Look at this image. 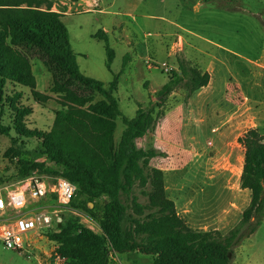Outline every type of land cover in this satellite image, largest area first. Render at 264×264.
Here are the masks:
<instances>
[{
	"label": "rangeland",
	"instance_id": "rangeland-1",
	"mask_svg": "<svg viewBox=\"0 0 264 264\" xmlns=\"http://www.w3.org/2000/svg\"><path fill=\"white\" fill-rule=\"evenodd\" d=\"M89 1L93 6L85 5L74 15L63 14L66 6L57 9L64 15L78 72L105 87L117 75L113 95L121 117L116 121L115 143L125 130L124 119L134 118L138 108H143L146 132L136 146L164 154L149 166L163 171L167 197L177 206L178 215L194 230L227 234L250 200V192L240 189L234 176L235 167L231 166L232 173L227 171L228 156L247 130L256 128L264 136V0ZM49 4L45 2L42 8ZM101 8L109 13L97 10ZM85 10L96 11L75 14ZM105 28L114 51L110 70L104 43L93 37ZM128 42L136 44L135 54L129 53ZM19 49L30 61L36 91L50 99L39 103L29 89L6 85L0 98V125L8 131L0 134V190L19 187L33 175L48 183L65 179L63 170L45 157L36 159V168L27 175L19 172L21 164L36 157L40 135L51 130L55 113L63 109L62 98L51 93V87H66V78L54 66L46 67L37 50ZM179 63L206 71L208 87L190 94L182 82L171 93L159 95L172 73L178 72ZM71 89L79 91L76 86ZM26 110L31 114L26 115ZM105 173V169L96 172L98 181ZM137 200L147 204L143 197ZM106 202V198L77 196L62 206L49 196L31 205L24 212L34 209L38 216L49 215L51 225L27 235L22 252L6 250L0 242V264H63L56 244L46 235L68 222L101 234ZM128 206L134 215L131 201ZM14 215L12 211L0 213V220ZM110 264H153V257L117 255ZM233 264H264V216L255 231L234 248Z\"/></svg>",
	"mask_w": 264,
	"mask_h": 264
},
{
	"label": "trees",
	"instance_id": "trees-1",
	"mask_svg": "<svg viewBox=\"0 0 264 264\" xmlns=\"http://www.w3.org/2000/svg\"><path fill=\"white\" fill-rule=\"evenodd\" d=\"M45 2L0 0V98L11 84L29 89L39 103L50 99L36 91L30 61L20 47L37 50L46 67L54 66L66 78V87L54 84L50 89L62 98L63 109L55 113L51 130L40 135L41 149L36 157L19 167L25 176L36 168V159L45 157L75 185L72 203L77 196L107 199L101 212V234L68 222L60 225L58 232L46 235L56 244L63 264H110L115 256L131 253L151 256L153 264H233L234 248L255 231L264 216V136L251 128L237 139L244 150L240 189L250 192L240 221L225 235L190 228L167 197L163 171L149 166L152 159L164 154L136 146L146 132L145 110L138 108L134 118L124 119L125 130L116 144V121L121 117L113 95L117 75L105 87L78 72L62 22L64 15L52 11L51 4L42 8ZM93 37L104 43L106 68L110 70L114 51L108 37L103 32ZM178 67L159 95L171 93L182 82L190 94L208 86L207 72L183 63ZM72 86L89 93L79 94ZM95 95L100 99L95 100ZM25 114L31 112L26 110ZM7 132L0 125V134ZM102 169L105 177L98 181L96 172ZM138 196L147 204L138 202ZM128 201L134 205V215L129 213Z\"/></svg>",
	"mask_w": 264,
	"mask_h": 264
},
{
	"label": "built area",
	"instance_id": "built-area-1",
	"mask_svg": "<svg viewBox=\"0 0 264 264\" xmlns=\"http://www.w3.org/2000/svg\"><path fill=\"white\" fill-rule=\"evenodd\" d=\"M75 193V185L65 179L48 183L35 175L25 178L23 185L19 187L0 190V213L9 211L16 213L0 220V242L3 248L16 253L22 252L27 235L37 231L41 226L51 225L52 219L49 215L38 216L33 212L34 209L24 212L31 205L53 196L62 206H67Z\"/></svg>",
	"mask_w": 264,
	"mask_h": 264
},
{
	"label": "crops",
	"instance_id": "crops-1",
	"mask_svg": "<svg viewBox=\"0 0 264 264\" xmlns=\"http://www.w3.org/2000/svg\"><path fill=\"white\" fill-rule=\"evenodd\" d=\"M44 1H46V2H48V3H50L52 5V11L58 12V13H60V11L57 8L63 9V7L66 6V13H63V14H66V16L74 15L73 11H78L81 8H83L85 5L90 6V7L93 6L92 2L89 1V0H86V1L77 0V1H74V2L72 0H66V2H65V0H44ZM100 2H99V6H100ZM97 10L99 12H102V13H109V12H105L104 8L97 9ZM94 11H96V10H94ZM94 11L92 10L90 12H94ZM90 12L88 10H85V12H76L75 14L90 13ZM119 24L121 25V23H117L116 26H118ZM102 32L104 34H106V36L108 37L109 30L107 28L103 29ZM108 40H109V37H108ZM131 40L133 42H135L136 38L135 37L131 38ZM128 44H130V42H128ZM130 45L131 46L128 47L129 53L135 54V48L134 47H135L136 44L134 43L133 45L132 44H130ZM237 147L238 148H233V150L230 151V154L228 156L229 157L228 158L229 163L227 165V171L231 172V171H233V169H231V166L235 167V173H234L235 175L234 176H235L236 180L240 183V175H241V171H242V167H243V161H244V150L241 147V145L238 144V142H237ZM234 154H237L236 161H235V155ZM244 192H247V190H244ZM176 209H177V206H176Z\"/></svg>",
	"mask_w": 264,
	"mask_h": 264
}]
</instances>
